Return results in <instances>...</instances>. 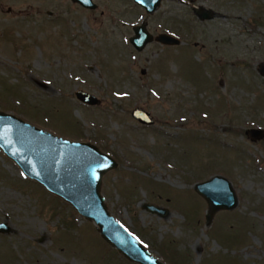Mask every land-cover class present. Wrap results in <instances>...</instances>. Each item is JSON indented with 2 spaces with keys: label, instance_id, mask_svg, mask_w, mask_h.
Masks as SVG:
<instances>
[{
  "label": "rangeland",
  "instance_id": "obj_1",
  "mask_svg": "<svg viewBox=\"0 0 264 264\" xmlns=\"http://www.w3.org/2000/svg\"><path fill=\"white\" fill-rule=\"evenodd\" d=\"M93 1L0 0V112L110 156L107 210L163 264H264V0ZM143 23L153 41L136 51ZM214 176L237 205L207 224L194 185ZM0 223V264H134L1 152Z\"/></svg>",
  "mask_w": 264,
  "mask_h": 264
},
{
  "label": "water",
  "instance_id": "obj_2",
  "mask_svg": "<svg viewBox=\"0 0 264 264\" xmlns=\"http://www.w3.org/2000/svg\"><path fill=\"white\" fill-rule=\"evenodd\" d=\"M71 1L86 9L94 10L97 7L93 0ZM133 2L145 9L147 14H152L161 0ZM195 13L206 20L214 15L212 12ZM133 32L134 36L129 42L136 51H141L153 41L144 23L134 27ZM154 40L166 46L180 44L177 38L167 34H159ZM259 73L264 76V65L259 67ZM75 96L87 106L98 103L96 97L84 91H77ZM131 115L142 124L153 123L149 113L141 109L133 110ZM252 133L256 137L261 131L253 130ZM0 152L17 165L25 177L62 199L82 218L92 222L101 239L127 261L134 264H163L109 214L101 195V183L103 176L115 169L117 163L96 146L64 140L11 114L0 112ZM194 191L207 203V224L216 211L232 210L237 205L231 184L220 176L195 184ZM143 208L159 216L166 214V210L150 203H145ZM7 232L8 227L0 223V233Z\"/></svg>",
  "mask_w": 264,
  "mask_h": 264
}]
</instances>
